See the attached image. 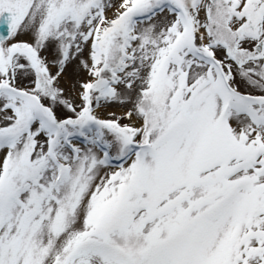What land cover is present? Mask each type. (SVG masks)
<instances>
[{
    "label": "rangeland",
    "instance_id": "1",
    "mask_svg": "<svg viewBox=\"0 0 264 264\" xmlns=\"http://www.w3.org/2000/svg\"><path fill=\"white\" fill-rule=\"evenodd\" d=\"M5 10L0 264H264V0Z\"/></svg>",
    "mask_w": 264,
    "mask_h": 264
},
{
    "label": "water",
    "instance_id": "2",
    "mask_svg": "<svg viewBox=\"0 0 264 264\" xmlns=\"http://www.w3.org/2000/svg\"><path fill=\"white\" fill-rule=\"evenodd\" d=\"M18 21V12L15 10H5L1 12L0 14V42H3L4 40L8 39L11 33L14 30V27ZM12 172V168L8 167L6 168L1 177H0V188L3 187ZM129 188L125 190V192L122 195L121 200L123 201L127 194L129 193ZM117 248V246H115ZM122 249V248H119Z\"/></svg>",
    "mask_w": 264,
    "mask_h": 264
},
{
    "label": "bare ground",
    "instance_id": "3",
    "mask_svg": "<svg viewBox=\"0 0 264 264\" xmlns=\"http://www.w3.org/2000/svg\"><path fill=\"white\" fill-rule=\"evenodd\" d=\"M198 35H200L201 37L205 38L206 36V31L203 30L202 27H198ZM114 170H117V167H114Z\"/></svg>",
    "mask_w": 264,
    "mask_h": 264
},
{
    "label": "flooded vegetation",
    "instance_id": "4",
    "mask_svg": "<svg viewBox=\"0 0 264 264\" xmlns=\"http://www.w3.org/2000/svg\"><path fill=\"white\" fill-rule=\"evenodd\" d=\"M247 10V9H246ZM244 98V97H243Z\"/></svg>",
    "mask_w": 264,
    "mask_h": 264
}]
</instances>
